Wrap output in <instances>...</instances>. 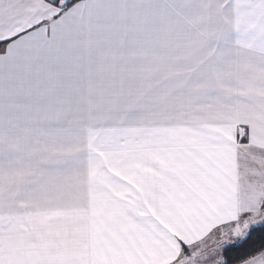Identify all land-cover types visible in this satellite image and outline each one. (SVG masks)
Wrapping results in <instances>:
<instances>
[{
	"label": "snow or ice",
	"instance_id": "snow-or-ice-1",
	"mask_svg": "<svg viewBox=\"0 0 264 264\" xmlns=\"http://www.w3.org/2000/svg\"><path fill=\"white\" fill-rule=\"evenodd\" d=\"M0 264H264V0H0Z\"/></svg>",
	"mask_w": 264,
	"mask_h": 264
}]
</instances>
